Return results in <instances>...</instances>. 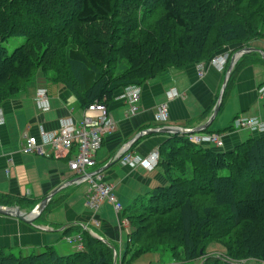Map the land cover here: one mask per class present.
I'll return each mask as SVG.
<instances>
[{"label":"trees","instance_id":"trees-1","mask_svg":"<svg viewBox=\"0 0 264 264\" xmlns=\"http://www.w3.org/2000/svg\"><path fill=\"white\" fill-rule=\"evenodd\" d=\"M157 5L161 20L138 31L137 12ZM261 25L264 0H0V104L37 72L65 86L82 108L104 95L109 102L169 68L246 47L264 37ZM12 36L25 43L8 54L2 43ZM71 47L83 57H69ZM167 143L176 147L170 162L162 158ZM158 151L166 183L125 215L130 232L122 264L159 254L164 244L185 263L203 257V264H264V135L231 151L172 135ZM80 233V251L21 256L0 248V264H114V248ZM212 243L222 253L207 254Z\"/></svg>","mask_w":264,"mask_h":264},{"label":"crops","instance_id":"crops-1","mask_svg":"<svg viewBox=\"0 0 264 264\" xmlns=\"http://www.w3.org/2000/svg\"><path fill=\"white\" fill-rule=\"evenodd\" d=\"M246 46L264 52V37ZM224 50L229 51V57L222 70L206 61L202 77L197 76L195 65L189 64L169 68L146 81L141 87L140 100L133 114L127 112L128 103L118 98L121 93L114 94L109 100L107 108L116 122V130L103 138L94 167L88 172L102 169V178L111 184L120 205L118 213L105 199L97 209L87 207L89 184L83 176L68 168V161L74 157L76 148L58 157L22 152L24 133L38 140L39 130L57 132L63 119L80 121L84 108L65 86L37 72L16 95L2 102L0 205L17 206L22 212H29L57 187L64 186L52 196L32 224L0 214V248L21 256L39 254L51 248L66 256L75 252L74 245L69 244L66 237L81 236V231H87L110 244L115 249V259L116 255L122 257L130 226L123 227L121 220L126 219L125 215L134 213L154 189L166 183V178L160 166L148 171L140 164L134 167L123 165L114 157L143 130L161 126L192 129L207 122L219 98L233 53L232 48ZM263 84L264 60L260 54L250 52L240 56L227 80L220 107L206 129L222 136L221 151H231L249 137L264 135L231 128L236 116L257 117L264 121V98L258 95V89ZM38 88L46 89L47 111H41L35 104ZM171 89L179 95L168 100L166 93ZM164 102L168 105V119L160 123L155 119V113ZM171 136L158 133L146 135L138 138L128 150L144 158ZM44 150L49 151L47 146ZM18 200L25 205H19Z\"/></svg>","mask_w":264,"mask_h":264},{"label":"built area","instance_id":"built-area-1","mask_svg":"<svg viewBox=\"0 0 264 264\" xmlns=\"http://www.w3.org/2000/svg\"><path fill=\"white\" fill-rule=\"evenodd\" d=\"M228 53L224 52L208 60L210 65L216 66L218 70H222L228 60ZM207 62L201 61L195 64V70L198 77H202L205 72ZM179 93L175 89H171L166 93L167 99L178 96ZM260 98H264V85L258 89ZM141 96V87L138 85H130L123 89L118 96L128 103L127 112L133 114L135 105L139 102ZM36 106L41 111L49 109L48 97L45 88H38L34 98ZM155 119L162 123L168 119V105L166 102L161 103L155 113ZM4 124L3 111L0 108V125ZM232 129L235 131L246 130L255 134L264 133V121L257 117L236 116L232 120ZM116 130V122L112 119L109 109L102 102H93L83 109L82 117L79 122L71 119H63L57 132H47L43 129L38 132V140L27 133L23 134L22 152L25 154H34L44 157H58L61 153H67L76 148L74 157L68 161V168L81 176L89 184L86 195V205L91 209H97L102 200H107L113 205L115 212H119L120 205L112 192V186L104 181L101 173L88 172V169L94 167L95 156L100 150L103 138ZM187 141L192 145H206L215 148H222V136L215 132H196L186 136ZM44 146L49 151L44 150ZM115 158L123 165L134 167L142 165L146 170L151 171L158 165L159 151L153 150L148 156L142 158L137 154L131 153L127 146H123L121 151L116 154ZM122 226H126L128 221L121 220ZM69 244L74 245L76 251L82 249L81 236L71 235L66 237ZM225 264H234L226 261ZM240 264V263H237ZM242 264V263H241ZM263 264V263H261Z\"/></svg>","mask_w":264,"mask_h":264},{"label":"rangeland","instance_id":"rangeland-1","mask_svg":"<svg viewBox=\"0 0 264 264\" xmlns=\"http://www.w3.org/2000/svg\"><path fill=\"white\" fill-rule=\"evenodd\" d=\"M162 14H163V11L161 10L159 5L152 6V7L149 6V8H142L141 7V10H139L136 14L138 25H139L138 31L141 30V28L142 29H144L145 27L149 28L152 25H154L156 22H159L161 20ZM259 31L261 32V34L264 35V25L260 26ZM23 43H25L24 37L12 36V37L6 39L2 43V45L5 47L6 52L8 54H10L14 48H16L17 46H19ZM71 48L72 49H70L69 51L67 50L69 57L75 56L79 59L83 57V54H81L79 50L75 49V47H71ZM232 48H234V47H232ZM236 51L237 50H235L234 52H236ZM47 73L49 75L48 77H50V75L53 74L50 70ZM118 73H119V71H118ZM143 84H144V81H141V83L138 86L142 87ZM134 85H137V84H134ZM106 99H107V96L104 95L100 100L102 103H104L107 106L108 102H106ZM175 148H176L175 145L172 144V146H171L170 143H167L164 146H162V149H163L162 158L164 161L170 162V157L168 158V155ZM221 174H227V170H222ZM17 203L21 206L25 205L24 202L19 201V200L17 201ZM90 233L93 234V232H90ZM137 247H139V246L137 245ZM219 252L222 253V250H221L219 245H214L212 243V244H208L206 246V253L207 254L219 253ZM178 254H175V252L171 250V246H169V244H164L163 247L161 249H159V254L151 252V253H146L144 255L135 256L132 258L131 264H201L204 261L203 257H201V258H199V260L193 261L191 263H189V262L185 263L183 261V256L181 254L180 255H178ZM229 260H231L232 262L240 263V264L241 263H243V264H258L254 260H248V261H246L244 259L243 260L229 259ZM113 262H114V264H122V261H120V257H118L117 255H116V259L113 260Z\"/></svg>","mask_w":264,"mask_h":264},{"label":"water","instance_id":"water-1","mask_svg":"<svg viewBox=\"0 0 264 264\" xmlns=\"http://www.w3.org/2000/svg\"><path fill=\"white\" fill-rule=\"evenodd\" d=\"M250 52H256V53L260 54V56L264 60V52L260 49L253 48V47H247L246 46L244 48L238 49L236 52H234L232 54V56L229 60L228 68H227L226 73H225V80H224L223 86L221 88L219 98H218V100L215 104V107L213 109V113L210 116L209 120L207 122H205L204 124H202V126H199L197 128H192V129L161 126V127L155 128V129L143 130V131L139 132L133 139H131L128 142L127 148H129V146H131L132 143H134L136 140H138V138L146 136V135L154 134V133L170 134V135H189L192 133L205 131L208 128V126L210 125V122L215 117V115H216V113L220 107V104L222 102L223 92H224V89L226 87V83H227V80L230 76L232 68L234 67V65L236 64V62L238 61L240 56H242L243 54H246V53H250ZM115 159H117V158H115ZM101 171H102V169L98 170L97 172L100 173ZM63 186L64 185L59 186L55 190H53L33 210H31L29 212H22L18 207H13V206L9 207V206H1L0 205V214L5 215V216L14 217V218H16L22 222H25L26 224H32L34 222V220L37 217H39V215L44 210V208L46 207V205L48 204V202L50 201L52 196L54 194H56ZM101 241H103V240H101ZM103 242L110 246V244H108L107 242H105V241H103ZM114 260H115V256H114ZM201 264H203V263H201Z\"/></svg>","mask_w":264,"mask_h":264},{"label":"bare ground","instance_id":"bare-ground-1","mask_svg":"<svg viewBox=\"0 0 264 264\" xmlns=\"http://www.w3.org/2000/svg\"><path fill=\"white\" fill-rule=\"evenodd\" d=\"M126 227V226H125ZM94 237V236H93Z\"/></svg>","mask_w":264,"mask_h":264}]
</instances>
